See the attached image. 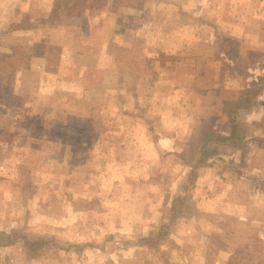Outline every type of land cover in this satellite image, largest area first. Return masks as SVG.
<instances>
[{
    "label": "rangeland",
    "instance_id": "obj_1",
    "mask_svg": "<svg viewBox=\"0 0 264 264\" xmlns=\"http://www.w3.org/2000/svg\"><path fill=\"white\" fill-rule=\"evenodd\" d=\"M12 46L33 58L0 63V232L49 242L0 264H264V91L238 147L200 150L264 75V0H0Z\"/></svg>",
    "mask_w": 264,
    "mask_h": 264
},
{
    "label": "trees",
    "instance_id": "obj_2",
    "mask_svg": "<svg viewBox=\"0 0 264 264\" xmlns=\"http://www.w3.org/2000/svg\"><path fill=\"white\" fill-rule=\"evenodd\" d=\"M58 11V6H54L51 13H55ZM32 48H30V53H28V49L25 47H16L12 46L10 50V55H6V57H2L0 59V63H11L12 57L19 59L20 56H26V53L29 54L27 58L25 59L27 63H29L26 68L27 70L31 68V61L33 58ZM43 60V55L39 56ZM24 59L21 61V63H24ZM11 74H2L0 73V94L4 93L5 90H7L8 83L10 81ZM264 91V75L258 76L256 79L252 80L250 85L243 90L238 98L230 103L229 106H227L226 113L228 115V118L231 123V132L227 135H222L216 130L213 129H207L203 133V135L200 137V150L205 149L207 144L216 143L217 145L225 148H236L238 147L245 138V123L242 121H239V115L246 105V102L252 98L257 99ZM255 101V100H254ZM256 102V101H255ZM203 162L200 159V161L197 163V166H202ZM195 166V168L197 167ZM183 198L177 196L175 197L171 203L169 204V212L171 214L170 221L168 224L163 225L160 228V231L158 232L156 238L154 240L152 239H142L140 243L142 245L153 243L154 246L158 244V241H161L163 239H166L169 237L173 223H175L176 219L181 216V209L183 206ZM172 223V224H171ZM46 242H49L47 240H30L26 236L20 234V232L12 230L9 233L0 232V248L10 247L13 245H16L23 249L24 255L29 260L37 259L39 258L43 252L46 250ZM150 244V245H151ZM149 245V244H148ZM152 245V246H153Z\"/></svg>",
    "mask_w": 264,
    "mask_h": 264
}]
</instances>
